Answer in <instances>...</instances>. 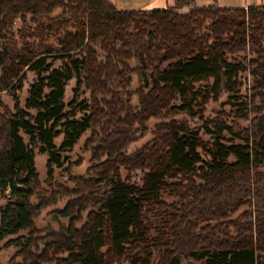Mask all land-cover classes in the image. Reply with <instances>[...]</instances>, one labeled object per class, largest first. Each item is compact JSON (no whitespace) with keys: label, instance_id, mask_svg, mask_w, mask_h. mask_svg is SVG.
<instances>
[{"label":"trees","instance_id":"obj_1","mask_svg":"<svg viewBox=\"0 0 264 264\" xmlns=\"http://www.w3.org/2000/svg\"><path fill=\"white\" fill-rule=\"evenodd\" d=\"M194 1L119 10L111 0H0V38L23 21L22 43L0 50V190L7 198L0 241L17 236L8 242L23 255L9 264H264V108L256 103V93L264 101V5ZM249 46L257 54L252 67L230 60ZM27 70L36 78L23 101ZM247 71L255 80L250 100L240 92ZM134 72L141 83L138 112L116 91L125 90ZM84 88L90 100L81 99ZM225 91L234 119L259 113L256 125L252 120L238 130L223 117L205 119L206 104ZM2 93L12 95L13 108ZM177 112L204 119L211 139L187 119L171 118L156 125L152 141L126 153L136 122ZM94 126L108 137L98 150L107 156L90 165L88 176H73L66 153ZM37 152L48 156L49 185L56 169H65L76 191L64 192L78 194L56 211L69 223L39 253L31 248L38 246L36 218L46 202L31 201L43 190ZM122 167L144 171L142 183L123 177ZM172 195L179 203L167 200Z\"/></svg>","mask_w":264,"mask_h":264},{"label":"rangeland","instance_id":"obj_2","mask_svg":"<svg viewBox=\"0 0 264 264\" xmlns=\"http://www.w3.org/2000/svg\"><path fill=\"white\" fill-rule=\"evenodd\" d=\"M189 10V9H187ZM186 9H182V11H187ZM23 25L22 20H18L15 25H13L10 30L0 38V50L5 48L6 46H13L15 44L20 45L22 43L21 39V27ZM35 25V23H32ZM98 53L99 58L104 60L105 53L100 48L99 45H95ZM257 57L255 48L249 46L247 50L239 53L229 54L230 60H243L247 61V63L252 67L251 61ZM129 63L132 67L136 66V62L134 59H130ZM63 64L62 60H57L54 64L55 67H61ZM36 78V73L32 70H27V78L25 81V85L23 90L20 92V97L22 100L27 97L28 90L30 85L32 84ZM242 85L240 87V92L243 95L244 99L250 100L251 95L253 93V85H254V78L250 71L244 72L241 74ZM206 83H197L198 87H203ZM76 85V79H73L69 82L66 87V101H70L72 99V94H74V87ZM141 83L139 80V76L137 73H132L129 76V83L125 87V90H116L121 92V97L127 105L130 106L133 112H138L141 109V102H140V87ZM83 95H81V99H88L90 100L91 91L88 88L83 89ZM228 92H224L223 95L220 97L219 100H210L208 104L205 106L204 110V117L205 119H210L214 117H223L226 121L230 124L235 122V127L239 130L243 127H249L252 123L254 124L261 119V115L259 113H252L248 119L244 118H236L234 119V107L232 104L228 103ZM100 99H110V94H99ZM1 98L4 102L10 107L13 108L14 100L10 93H2ZM175 104H178L179 101H174ZM256 103L264 108V101L262 100L261 96L256 93ZM32 113H35V110H31ZM122 115L124 113L122 112ZM171 118L176 119H187L190 125L200 127L202 129V135L205 140L211 139V134L207 133L203 127L204 119L199 118V116L192 117L187 112H177L172 115H165V116H156L147 119L144 123L136 122L132 131L133 139L125 148L127 154L134 153L138 149L142 148L144 144L153 140L156 136V125L162 121H168ZM24 135V134H23ZM25 136V135H24ZM230 137V135H228ZM108 137L103 131L102 128L99 126H94L92 129L87 131L79 140V142L75 145L74 149L68 153L71 161H73V166L71 170V175L78 176V177H85L89 175L88 168L92 165L96 159L103 160L107 156L106 151H100L99 149H106ZM235 143H241L239 138H236ZM61 137L57 140V143L60 144ZM230 143V142H228ZM48 156L47 154H41L37 152L36 154V164L37 168L40 173V179L43 183V190L37 192V194L31 199L33 204L40 203L41 201L46 202L45 207L40 211L39 215L36 218V227L38 228V246H33L31 249L33 252L39 253L46 244L54 232L61 231L62 228L68 225L69 219L63 218L57 215L56 211L61 210L65 207L68 202L72 199L78 197V194H68L64 192V187L69 188L70 190H75L74 182L71 178H69V173L65 169H56V177L52 185L46 181V163H47ZM121 173L123 177H129L130 180L141 184L142 183V176L144 171L141 169H133L130 170L126 167L121 168ZM200 181V180H199ZM55 190V191H54ZM76 191V190H75ZM167 200L171 203H179V197L177 195H172L170 197H166ZM7 204V198L4 196H0V210L4 209ZM246 207H250V204L247 206L242 207L237 213L231 216V219H235L238 215H241ZM88 210L84 211V215H86ZM0 221H1V214H0ZM82 223H79V226ZM1 226V222H0ZM230 230L233 234L236 233V230L233 226L230 227ZM27 234V232H22ZM17 236H10L3 241H0V263L9 264L11 259L16 261H21L23 255L19 253L21 250L20 246L16 244L9 243L10 239H13ZM121 264H129L128 261H124ZM183 264H186L184 262Z\"/></svg>","mask_w":264,"mask_h":264},{"label":"crops","instance_id":"obj_3","mask_svg":"<svg viewBox=\"0 0 264 264\" xmlns=\"http://www.w3.org/2000/svg\"><path fill=\"white\" fill-rule=\"evenodd\" d=\"M119 10H148L165 9L173 6L176 0H111ZM262 6L264 0H195L193 6L221 7V8H245L250 6ZM185 6L183 9H190Z\"/></svg>","mask_w":264,"mask_h":264},{"label":"built area","instance_id":"obj_4","mask_svg":"<svg viewBox=\"0 0 264 264\" xmlns=\"http://www.w3.org/2000/svg\"><path fill=\"white\" fill-rule=\"evenodd\" d=\"M5 193H9V190H7ZM2 195V192H1V190H0V196Z\"/></svg>","mask_w":264,"mask_h":264}]
</instances>
